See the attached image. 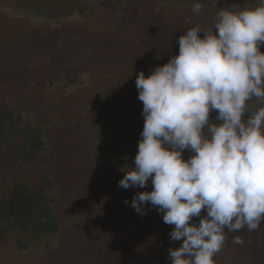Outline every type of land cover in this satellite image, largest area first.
<instances>
[{
	"label": "rangeland",
	"instance_id": "1",
	"mask_svg": "<svg viewBox=\"0 0 264 264\" xmlns=\"http://www.w3.org/2000/svg\"><path fill=\"white\" fill-rule=\"evenodd\" d=\"M257 3L0 0V264H170L168 249L182 243L170 240L173 226L151 205L143 216L130 205L151 181L118 186L144 124L136 74L166 63L178 37L210 27L218 8ZM131 4L158 12L135 51L116 44V12ZM247 104L244 120L264 107ZM237 235L245 244L233 243ZM226 237L214 264H264V222Z\"/></svg>",
	"mask_w": 264,
	"mask_h": 264
},
{
	"label": "clouds",
	"instance_id": "2",
	"mask_svg": "<svg viewBox=\"0 0 264 264\" xmlns=\"http://www.w3.org/2000/svg\"><path fill=\"white\" fill-rule=\"evenodd\" d=\"M177 44L166 63L136 74L144 124L134 167L121 169L118 186L151 181L130 205L141 216L151 205L173 226L170 240L182 243L168 249L170 264H214L226 230L264 222V107L243 119L248 101L264 103V0L218 8L210 27L188 28Z\"/></svg>",
	"mask_w": 264,
	"mask_h": 264
},
{
	"label": "crops",
	"instance_id": "3",
	"mask_svg": "<svg viewBox=\"0 0 264 264\" xmlns=\"http://www.w3.org/2000/svg\"><path fill=\"white\" fill-rule=\"evenodd\" d=\"M155 13L158 12H153L152 10H137L132 4L129 5V10H126L123 14L116 12V18L119 17L124 20L123 22L121 21L120 24L116 23V44H125L130 48V50L132 49V51H135L137 41H140L143 33L145 36H149L151 34L153 30V23L152 21H146L145 19H147L149 15L152 16ZM138 20L141 21L138 22ZM138 23H141L145 30H142L141 25ZM128 57L134 58L131 57V55Z\"/></svg>",
	"mask_w": 264,
	"mask_h": 264
},
{
	"label": "trees",
	"instance_id": "4",
	"mask_svg": "<svg viewBox=\"0 0 264 264\" xmlns=\"http://www.w3.org/2000/svg\"><path fill=\"white\" fill-rule=\"evenodd\" d=\"M6 202H9V200H6V201H4L3 203H2V206H4L5 204H7ZM15 219V218H14ZM17 221V220H16ZM15 222H8V227L9 228H12V227H15L16 226V224H14Z\"/></svg>",
	"mask_w": 264,
	"mask_h": 264
}]
</instances>
